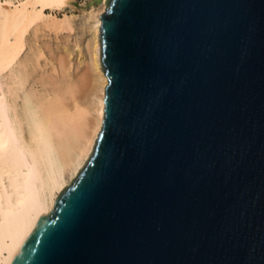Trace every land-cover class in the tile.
<instances>
[{
  "label": "water",
  "instance_id": "obj_1",
  "mask_svg": "<svg viewBox=\"0 0 264 264\" xmlns=\"http://www.w3.org/2000/svg\"><path fill=\"white\" fill-rule=\"evenodd\" d=\"M103 126L11 264H248L264 249V0H100Z\"/></svg>",
  "mask_w": 264,
  "mask_h": 264
},
{
  "label": "bare ground",
  "instance_id": "obj_2",
  "mask_svg": "<svg viewBox=\"0 0 264 264\" xmlns=\"http://www.w3.org/2000/svg\"><path fill=\"white\" fill-rule=\"evenodd\" d=\"M74 1L0 0V264H11L51 213L103 126L108 79L98 30L104 3L97 0L84 17L92 73L50 83L43 64L38 72L45 58L36 46L38 34L71 32L66 10ZM63 60L52 66L54 72L66 70Z\"/></svg>",
  "mask_w": 264,
  "mask_h": 264
},
{
  "label": "rangeland",
  "instance_id": "obj_3",
  "mask_svg": "<svg viewBox=\"0 0 264 264\" xmlns=\"http://www.w3.org/2000/svg\"><path fill=\"white\" fill-rule=\"evenodd\" d=\"M96 5L97 0H75L71 4V7L66 10L68 14L73 18V29L71 30V32L66 31L59 33L60 35H56L53 32L46 31L47 34L50 33V35L48 34V38L46 32L43 31L40 32L41 34H38V39L34 38V40L37 39L36 46H38V48H41L43 54L45 53V58L43 57L39 61L42 63H39L41 66L40 70L38 68V72L40 73V71L42 72L44 70L43 72L45 73L46 80L50 83L59 80L60 82L64 83L70 76L75 80H80L86 74L92 73L88 68L87 63L88 55L85 47L87 33L84 30V17L86 13H88V11H90ZM42 33H45V36ZM40 39H42V41ZM47 43H49L50 45ZM41 44H44V48L43 46H41ZM45 44L49 46L45 48ZM62 57L64 59L63 62L66 64H63L66 67V70L62 69L59 70V72L57 71L56 73L52 70V66L57 67V65H59V60H61ZM46 59H48L50 62L48 60L46 61ZM65 60H68L70 62V66L68 65L69 63L67 64V62H65ZM42 64L44 67H42ZM41 67L43 68V70H41ZM84 90H87V88H84ZM81 96H83V94H81Z\"/></svg>",
  "mask_w": 264,
  "mask_h": 264
},
{
  "label": "snow or ice",
  "instance_id": "obj_4",
  "mask_svg": "<svg viewBox=\"0 0 264 264\" xmlns=\"http://www.w3.org/2000/svg\"><path fill=\"white\" fill-rule=\"evenodd\" d=\"M5 2H8V0H5ZM257 256L258 254L256 248L253 247L252 249H250L248 264H264V249H262L259 253V259H257Z\"/></svg>",
  "mask_w": 264,
  "mask_h": 264
}]
</instances>
